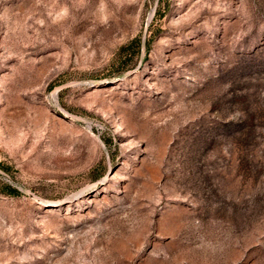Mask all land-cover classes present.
<instances>
[{"label":"rangeland","instance_id":"rangeland-1","mask_svg":"<svg viewBox=\"0 0 264 264\" xmlns=\"http://www.w3.org/2000/svg\"><path fill=\"white\" fill-rule=\"evenodd\" d=\"M0 264H264V0H0Z\"/></svg>","mask_w":264,"mask_h":264},{"label":"bare ground","instance_id":"bare-ground-1","mask_svg":"<svg viewBox=\"0 0 264 264\" xmlns=\"http://www.w3.org/2000/svg\"><path fill=\"white\" fill-rule=\"evenodd\" d=\"M56 94V93H55Z\"/></svg>","mask_w":264,"mask_h":264}]
</instances>
